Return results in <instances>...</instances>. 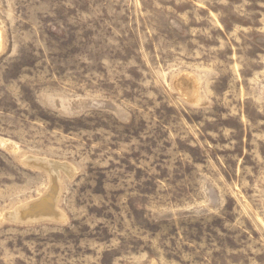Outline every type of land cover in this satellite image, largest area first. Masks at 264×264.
Returning <instances> with one entry per match:
<instances>
[{
  "label": "rangeland",
  "instance_id": "374dc122",
  "mask_svg": "<svg viewBox=\"0 0 264 264\" xmlns=\"http://www.w3.org/2000/svg\"><path fill=\"white\" fill-rule=\"evenodd\" d=\"M0 264H264V0H0Z\"/></svg>",
  "mask_w": 264,
  "mask_h": 264
},
{
  "label": "bare ground",
  "instance_id": "6f19581e",
  "mask_svg": "<svg viewBox=\"0 0 264 264\" xmlns=\"http://www.w3.org/2000/svg\"><path fill=\"white\" fill-rule=\"evenodd\" d=\"M183 80H184V78H182ZM186 79V78H185ZM188 79V78H187ZM181 80V79H180ZM182 81V80H181ZM178 85H179V83H178ZM187 85V84H186ZM184 90H186V89H184ZM190 90V89H189ZM187 91V90H186ZM185 91V92H186ZM184 92V93H185ZM188 93V92H187ZM197 94V93H196ZM192 95V94H191ZM190 96V95H189ZM4 144V143H3ZM6 147H7V145H6ZM59 166H61V165H58V164H56V163H52V165H51V168L54 170V171H56V169L59 167ZM44 201H42V205H41V210L43 211H41L40 210V213H39V216H44V214H42V213H47V215H48V213H53L52 211H51V209L50 208H48V207H46V204H48V203H50L49 201H51L49 198H42ZM49 200V201H48ZM47 208V209H46ZM46 215V214H45ZM58 216H60V213L58 212Z\"/></svg>",
  "mask_w": 264,
  "mask_h": 264
},
{
  "label": "water",
  "instance_id": "95a60500",
  "mask_svg": "<svg viewBox=\"0 0 264 264\" xmlns=\"http://www.w3.org/2000/svg\"><path fill=\"white\" fill-rule=\"evenodd\" d=\"M25 222V221H24Z\"/></svg>",
  "mask_w": 264,
  "mask_h": 264
}]
</instances>
